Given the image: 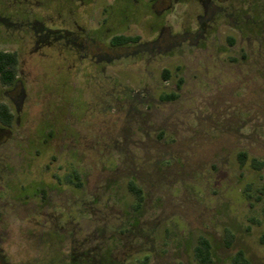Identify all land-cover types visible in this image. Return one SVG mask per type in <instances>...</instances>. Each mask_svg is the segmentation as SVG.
Here are the masks:
<instances>
[{"label": "rangeland", "instance_id": "374dc122", "mask_svg": "<svg viewBox=\"0 0 264 264\" xmlns=\"http://www.w3.org/2000/svg\"><path fill=\"white\" fill-rule=\"evenodd\" d=\"M0 52V264H264V0H0Z\"/></svg>", "mask_w": 264, "mask_h": 264}, {"label": "trees", "instance_id": "16d2710c", "mask_svg": "<svg viewBox=\"0 0 264 264\" xmlns=\"http://www.w3.org/2000/svg\"><path fill=\"white\" fill-rule=\"evenodd\" d=\"M135 40L136 39L133 38L115 35L111 37L109 44L112 47H120L134 43ZM17 65L18 58L16 53L0 52V85L2 87H11L15 84L17 79ZM175 97V95H169L167 97H163L162 99L171 100ZM12 122L13 115L9 108L5 104L0 103V126L9 128L12 125ZM239 159L241 164H243L245 162V155L240 154ZM251 166L255 170L264 169V162L252 160ZM73 179H78V176L76 174L70 175L68 181L73 183ZM127 187L130 193H132L134 196L136 205H139L142 200L141 190L137 188V186L132 182L128 183ZM193 258L199 264H209L211 262V247L206 239L200 238L197 241V244L193 250ZM229 264H249V261L245 258V255L242 251H238L231 258Z\"/></svg>", "mask_w": 264, "mask_h": 264}]
</instances>
